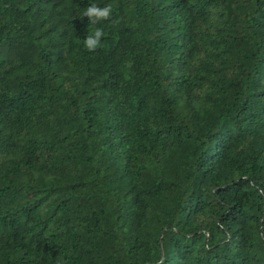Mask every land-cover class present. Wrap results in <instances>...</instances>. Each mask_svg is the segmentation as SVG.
<instances>
[{
    "label": "trees",
    "instance_id": "1",
    "mask_svg": "<svg viewBox=\"0 0 264 264\" xmlns=\"http://www.w3.org/2000/svg\"><path fill=\"white\" fill-rule=\"evenodd\" d=\"M0 264H264V0H0Z\"/></svg>",
    "mask_w": 264,
    "mask_h": 264
},
{
    "label": "clouds",
    "instance_id": "2",
    "mask_svg": "<svg viewBox=\"0 0 264 264\" xmlns=\"http://www.w3.org/2000/svg\"><path fill=\"white\" fill-rule=\"evenodd\" d=\"M82 17H87L91 25L110 21L113 18V7L111 4L101 7L93 3L83 10ZM112 22L115 23L116 21L112 20ZM104 35L105 33L102 28H95L94 32L85 38V48L90 52H95L97 49L101 48Z\"/></svg>",
    "mask_w": 264,
    "mask_h": 264
}]
</instances>
